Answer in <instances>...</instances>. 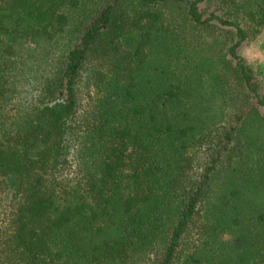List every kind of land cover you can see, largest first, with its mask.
<instances>
[{"label":"trees","instance_id":"1","mask_svg":"<svg viewBox=\"0 0 264 264\" xmlns=\"http://www.w3.org/2000/svg\"><path fill=\"white\" fill-rule=\"evenodd\" d=\"M263 27L264 0H0V264H264Z\"/></svg>","mask_w":264,"mask_h":264},{"label":"rangeland","instance_id":"2","mask_svg":"<svg viewBox=\"0 0 264 264\" xmlns=\"http://www.w3.org/2000/svg\"><path fill=\"white\" fill-rule=\"evenodd\" d=\"M264 41V27L262 33L255 39L246 41L240 48L241 55L246 61L254 66L257 70L260 64H264V50L261 47ZM18 54L14 58L10 90L6 96L5 109L2 116V122L12 120L10 117L15 116L23 111L34 99V82L31 67L41 58V47L34 43H27L19 46ZM264 92V87L262 88ZM264 113V105L261 107ZM3 123L4 125L6 123Z\"/></svg>","mask_w":264,"mask_h":264}]
</instances>
